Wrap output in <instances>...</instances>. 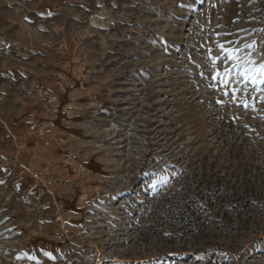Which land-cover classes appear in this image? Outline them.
<instances>
[{
  "label": "rangeland",
  "instance_id": "obj_1",
  "mask_svg": "<svg viewBox=\"0 0 264 264\" xmlns=\"http://www.w3.org/2000/svg\"><path fill=\"white\" fill-rule=\"evenodd\" d=\"M217 44L264 64V0H0V264H264V83Z\"/></svg>",
  "mask_w": 264,
  "mask_h": 264
},
{
  "label": "snow or ice",
  "instance_id": "obj_2",
  "mask_svg": "<svg viewBox=\"0 0 264 264\" xmlns=\"http://www.w3.org/2000/svg\"><path fill=\"white\" fill-rule=\"evenodd\" d=\"M235 43V42H233ZM245 47H252V45H246ZM217 49L221 52V56L217 57L212 55V49H209V60L211 62V66L213 68L212 80L216 81L217 84L223 85L225 89L231 84V80L229 79L230 70L225 67L223 73L216 70V65L218 61L232 62L233 68L243 69V71L239 72L238 75L243 78V81L247 83L251 81V83H264V64L259 65L258 67H253L254 61L251 57L244 58L241 60L239 56V52L241 49L239 48H230L226 47L224 44H217ZM203 75V74H202ZM240 91V89H232L233 100L236 99V92ZM228 91H224V95H228ZM217 103L223 104L224 101L218 100ZM244 103L245 107H248L247 103ZM51 258L50 253H45ZM34 259V257H32Z\"/></svg>",
  "mask_w": 264,
  "mask_h": 264
},
{
  "label": "trees",
  "instance_id": "obj_3",
  "mask_svg": "<svg viewBox=\"0 0 264 264\" xmlns=\"http://www.w3.org/2000/svg\"><path fill=\"white\" fill-rule=\"evenodd\" d=\"M220 196V195H219ZM225 213L227 214V212L225 211ZM189 216V215H188Z\"/></svg>",
  "mask_w": 264,
  "mask_h": 264
}]
</instances>
